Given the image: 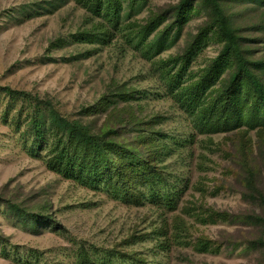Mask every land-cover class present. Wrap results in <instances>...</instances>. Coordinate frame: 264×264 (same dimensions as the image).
<instances>
[{"label": "rangeland", "instance_id": "374dc122", "mask_svg": "<svg viewBox=\"0 0 264 264\" xmlns=\"http://www.w3.org/2000/svg\"><path fill=\"white\" fill-rule=\"evenodd\" d=\"M85 1L0 0V88L49 99L91 133L112 131L138 161L114 147L102 172L117 177L65 179L48 166L49 145L60 136L77 148L48 123L35 138L29 124L43 104L0 89V264H264V248L251 246L264 228L246 220L264 218V122L249 116L257 100L244 80L232 95L238 113L224 114L219 88L234 60L216 63L223 42L209 7L120 0L114 28ZM217 1L264 85V0ZM179 70L180 85L201 96L170 92Z\"/></svg>", "mask_w": 264, "mask_h": 264}, {"label": "trees", "instance_id": "16d2710c", "mask_svg": "<svg viewBox=\"0 0 264 264\" xmlns=\"http://www.w3.org/2000/svg\"><path fill=\"white\" fill-rule=\"evenodd\" d=\"M85 2L88 4L87 7H89V10H98L97 12H102V17H104L108 23H111L114 28L118 25L120 18V10L122 8L120 0H86ZM202 2L205 6L209 7L212 16V26L216 29L218 35L221 37V40L223 42V48L219 53L220 55L217 56L216 63L220 65L221 63H225L223 61H226L228 58L231 57L234 60L233 70L230 72V74L227 72V74H229L228 83L226 84V86L224 85L223 88H219L220 97L224 99V102L221 105L223 106V108L228 110H226L224 114H226V116H231L238 113L239 109L238 106H236V101L232 98V95L234 94L235 90L239 87V84L242 83V80H244L251 87L253 94L255 95L257 100L252 103V109L250 108L249 110V116L252 118L256 117L257 120H259L260 122H264V85L260 83L254 73L248 68L247 60L242 54L239 39L232 31V29L229 28L227 20L229 18H227L226 15L223 13L221 6L218 4V1L202 0ZM192 3L193 0H182L176 7V10L188 7ZM129 15L130 13L127 14V16ZM148 30L149 27L144 28V35L142 37V41L145 40ZM203 33L204 30H201L199 36H201ZM91 38V35L86 33L83 34V41H90ZM163 48L164 45L161 38L158 37L152 40L150 50L153 51L155 54H158L161 50H163ZM187 55L188 54L184 56V59H187ZM171 62L174 65H176L177 63L174 61V59ZM156 66V68L162 69L167 68L168 65L165 63V61H160V63H156ZM181 77L182 72L181 70H179L173 75V79H169L168 85L170 92H172V90L175 88V94L181 96V100H184L182 99V96H184L183 93L187 92L190 93L186 94V98H189L191 100L194 97H197L198 95L201 96V92L199 91V89H193L192 87H182L180 85ZM0 89L13 98L21 97L24 100L33 98L35 101L38 102V104H43V109H37L38 112L36 113L35 118H33L29 124L30 126H34L32 127V134H34L35 138L40 139L43 137V135H45L44 131L46 130H44L43 127L48 123V129L50 131H55L60 133L61 135H64L67 139V143L71 147L77 148L76 150L69 151L68 147H66L64 144L65 141H62L60 136L55 138L49 145L48 153L51 157L48 160V166L52 171H56L57 173L63 175L65 179L75 180L82 184H85V182L81 181V179L85 176L96 177V179H101L103 183V180H110L114 176V174H112L110 171L108 172V176L105 177L103 176L102 171L105 167L104 162L108 163L110 161V154L108 152L111 148L114 147L118 148V151L120 152H117V156H121L120 154H122L126 161L129 162L137 160V155H124L123 151H127V149L122 146H118L116 142L109 139L112 131H107L105 133H91L87 130L84 125L80 124L79 122H71L61 116L58 111L54 108L51 100L49 99L41 100L37 96H32L31 94L24 91L12 90L9 87ZM197 92H199V94H197ZM202 93H204V91H202ZM119 97L123 98L121 95ZM190 102V106H192L193 103L192 101ZM41 110H43V112ZM199 114L205 116L204 111L199 112ZM219 117H222L223 120L222 114H220ZM44 119H46L47 121L43 123ZM217 119L218 117L215 118V120ZM79 150L82 153H80ZM145 168V164L138 165L139 171H144ZM117 176L118 175L115 174L114 177ZM250 178H254L253 173H250ZM108 185L113 188V192L120 193L125 190V186L113 187L110 184ZM250 185L254 186L253 182ZM164 199L167 203V206H169L168 208L173 209V197L168 195L164 196ZM10 210L15 213H18V218L23 224L29 225V222H32V224H34L33 218L35 217L26 213L25 210H21L15 205H11ZM246 220L249 224L262 225L264 228V218L258 216H250L247 217ZM251 246H255L258 249H263L264 238L262 237L258 239L254 244H251Z\"/></svg>", "mask_w": 264, "mask_h": 264}]
</instances>
